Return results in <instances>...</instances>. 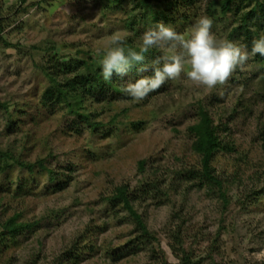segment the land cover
I'll return each instance as SVG.
<instances>
[{"label": "rangeland", "instance_id": "obj_1", "mask_svg": "<svg viewBox=\"0 0 264 264\" xmlns=\"http://www.w3.org/2000/svg\"><path fill=\"white\" fill-rule=\"evenodd\" d=\"M178 1L176 22L132 23L141 13L133 0H0V150L13 156L0 155V264H181L184 253L193 264L264 263V67L256 55L211 90L189 81L187 69L140 102L99 88L87 121L46 94L43 65L101 64L113 34L141 44L166 22L187 37L214 2L212 32L226 39L257 2L232 0L224 13L221 0ZM200 106L222 141L209 165L221 185L195 174L202 163L190 126ZM121 185L151 236L140 237L123 203L108 200ZM13 215L28 225L16 235L2 227Z\"/></svg>", "mask_w": 264, "mask_h": 264}, {"label": "trees", "instance_id": "obj_2", "mask_svg": "<svg viewBox=\"0 0 264 264\" xmlns=\"http://www.w3.org/2000/svg\"><path fill=\"white\" fill-rule=\"evenodd\" d=\"M133 1L136 6L141 9V13L138 15L140 18H138L137 21L133 19L132 23H137L139 21L143 22L147 20L148 17L153 19L154 22H158L161 20L176 22L173 17V13L178 9V0H158L155 4L151 0ZM196 1L197 0H186V4L191 5ZM231 1L232 0H221L222 12H227V9L231 5ZM256 1V4L249 11L245 12L242 17H240L238 22H236L231 27L226 39L234 41V38L243 36L244 38L242 45L250 48L252 36H257V39H259L260 37H264V33L260 32V29L264 31V3L258 0ZM213 3L214 2L208 5V11L211 19H214L216 17L217 12V10L215 9V4L213 5ZM259 12H261L262 15L260 17L257 15V13ZM133 17H135V14ZM261 17H263V19H261ZM181 18H183L184 21L189 19V17L187 16H183ZM255 20L258 21V23H255L253 25V22ZM261 23H263V25H261ZM255 26H260L258 28L259 30H256V28H254ZM1 32L2 27L0 24V34ZM140 46L141 44H134L131 39L125 40L126 49L132 48L136 51H139ZM156 50L157 48H153L144 54V65L149 64V62L151 61V57L155 58L156 56V58H158V55H156ZM255 60L262 62V66L264 67V57H260L259 54H256ZM137 67H140V65H136L130 70L129 74L131 76H144L147 72L149 75L153 74L151 66L150 70L146 71L145 73H137ZM41 70L44 72L51 83V87L46 91V94L55 96L58 100L66 101L69 106L70 112H74L80 117L85 118L86 121L89 118V115L86 111V103L90 98H92L90 96L92 92L96 91L99 88L104 90L110 88L114 91L115 94H117V96H127V94L124 92L123 85H121L122 78L114 74L110 80L105 81L102 77L101 64L96 63V61L91 59V57L83 58L80 61H76V59H58L51 68L45 67L43 65ZM0 105L4 106L1 102ZM90 124L93 125V123L91 122ZM216 128L217 126L213 124L208 109L205 106H200L199 121L190 126V131L194 133L195 137L192 143V148L201 156L202 163V169L198 172H195V174H198V176H200L201 178H205L208 182H213L217 185H221L220 180L215 175H213L212 170L209 167L215 151L222 145V141L217 135ZM0 155L6 156L8 158L13 157L11 156L10 151L3 152L0 150ZM15 162L21 167H26L29 170H32L34 166V164L32 163L20 160H16ZM37 164L41 168L45 167L42 160H38ZM141 164H144V161H142ZM221 194L224 196V193ZM108 200L110 201L111 205H114L117 201L123 203V206L130 212L131 216L134 218L137 224V228L141 232L140 237L144 235L151 236V233L148 230L141 215L134 209L132 205V202L128 195V186L121 185L116 187L115 192ZM15 219L16 217L13 215L2 223V227L4 229L3 232H5V230H9L14 235H16L19 230L23 229L25 226H28L26 223H16ZM176 237L177 234H175V238ZM181 264H193L190 256L187 255V253H184Z\"/></svg>", "mask_w": 264, "mask_h": 264}, {"label": "clouds", "instance_id": "obj_3", "mask_svg": "<svg viewBox=\"0 0 264 264\" xmlns=\"http://www.w3.org/2000/svg\"><path fill=\"white\" fill-rule=\"evenodd\" d=\"M213 20L201 16L195 22L189 36L177 33L170 25L159 22L155 28L146 30L141 37L140 50L125 48L126 37L113 34L101 60L102 77L110 80L115 74L123 78L136 66L137 73L148 71L144 65L145 53L153 48L169 49L171 54L152 62V75L140 76L129 81L124 92L134 101L144 100L150 93L160 89L166 81L175 80L182 72L197 87L209 90L225 84L237 69H243L250 55L264 56V37L252 43L251 53L237 42L217 38L212 32Z\"/></svg>", "mask_w": 264, "mask_h": 264}]
</instances>
